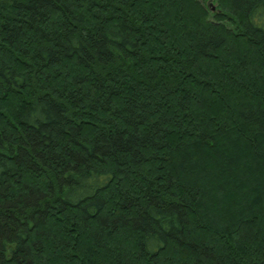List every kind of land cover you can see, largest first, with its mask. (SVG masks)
<instances>
[{
  "label": "trees",
  "instance_id": "1",
  "mask_svg": "<svg viewBox=\"0 0 264 264\" xmlns=\"http://www.w3.org/2000/svg\"><path fill=\"white\" fill-rule=\"evenodd\" d=\"M213 2L0 0V264H264V0Z\"/></svg>",
  "mask_w": 264,
  "mask_h": 264
},
{
  "label": "snow or ice",
  "instance_id": "2",
  "mask_svg": "<svg viewBox=\"0 0 264 264\" xmlns=\"http://www.w3.org/2000/svg\"><path fill=\"white\" fill-rule=\"evenodd\" d=\"M149 2H152V0H149ZM256 24H259V26H260L261 28H264V16H260L258 19H254V20H253V25L255 26ZM261 126H264V121H261ZM45 159H46V158H45ZM42 170H43V168H42ZM161 185H162L163 187H171L170 184L164 182L163 180H161ZM188 192H189L190 195H192V192H191V188H190V187H188ZM173 195H176V192H175V191H173ZM148 211L150 212L151 215H155V212H152L151 210H148ZM107 215H108L107 212L102 213V216H107ZM105 223H107L106 220H105ZM161 223H163V222H161ZM167 226H168V225H164V227H167ZM102 228H103V225H101L99 228L95 229V231H96V233H97L98 235L100 234ZM99 238L102 240V239H103V236L100 235ZM141 239H142V241H143V246H144L145 248H148L151 239H154V237H153L152 234L150 233V234H148V235L142 236Z\"/></svg>",
  "mask_w": 264,
  "mask_h": 264
},
{
  "label": "rangeland",
  "instance_id": "3",
  "mask_svg": "<svg viewBox=\"0 0 264 264\" xmlns=\"http://www.w3.org/2000/svg\"><path fill=\"white\" fill-rule=\"evenodd\" d=\"M201 1H203V3H205V5L206 6H208V4L210 3V1L211 0H201ZM212 2H213V0H212ZM213 4L216 6V4L213 2ZM216 10V9H215ZM214 10V11H215ZM213 12V11H212ZM46 257V259H47V256H45ZM54 259H50L49 258V261H51V262H53L52 264H58V263H62V262H59V259H58V257L57 258H55V257H53Z\"/></svg>",
  "mask_w": 264,
  "mask_h": 264
},
{
  "label": "bare ground",
  "instance_id": "4",
  "mask_svg": "<svg viewBox=\"0 0 264 264\" xmlns=\"http://www.w3.org/2000/svg\"><path fill=\"white\" fill-rule=\"evenodd\" d=\"M208 5H209V7L211 8V10H212V11H214V10L216 9V6H215L214 4H212V3H209ZM213 7H215V9H214V10H213Z\"/></svg>",
  "mask_w": 264,
  "mask_h": 264
},
{
  "label": "water",
  "instance_id": "5",
  "mask_svg": "<svg viewBox=\"0 0 264 264\" xmlns=\"http://www.w3.org/2000/svg\"><path fill=\"white\" fill-rule=\"evenodd\" d=\"M210 3H212L213 4V2H212V0L210 1ZM215 9V7H213V10Z\"/></svg>",
  "mask_w": 264,
  "mask_h": 264
}]
</instances>
